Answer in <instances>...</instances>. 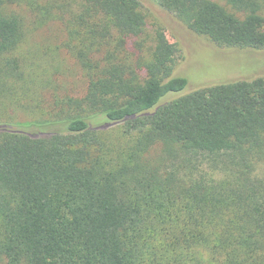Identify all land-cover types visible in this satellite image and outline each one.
<instances>
[{"label": "trees", "instance_id": "16d2710c", "mask_svg": "<svg viewBox=\"0 0 264 264\" xmlns=\"http://www.w3.org/2000/svg\"><path fill=\"white\" fill-rule=\"evenodd\" d=\"M147 1L219 47L264 49V0ZM143 3L0 0V105L19 80L43 130L0 121V264H264V76L179 94L182 49ZM50 23L53 50L33 42ZM62 51L86 90L56 77L47 98Z\"/></svg>", "mask_w": 264, "mask_h": 264}, {"label": "rangeland", "instance_id": "374dc122", "mask_svg": "<svg viewBox=\"0 0 264 264\" xmlns=\"http://www.w3.org/2000/svg\"><path fill=\"white\" fill-rule=\"evenodd\" d=\"M143 1L148 28L153 29L156 26H161L166 38L171 42L177 41L182 49L183 58L179 60L172 74V76H182L187 79L186 87L179 92V94L189 93L195 89L213 84L234 80H251L264 76V49L219 47L206 37L191 31L171 14L162 10V8L156 6L154 3L148 2L147 0ZM163 25L166 28H164ZM63 38L64 33L60 25L57 23H50L35 34L33 42L35 45H44L48 47L49 50H53ZM42 52L46 55L45 51ZM42 52L40 54H34L33 58L36 64ZM55 61V63H59L57 68H52L53 71L59 70L58 72L56 71L57 73L55 75H45L43 71H40V76L44 73V79L49 78V81H51H48L47 88L49 89L44 91L45 97L49 98L51 92L56 88L57 83L61 81L65 82V88L62 89L57 85L58 92H65L64 90L66 89L74 95L84 94L87 84L75 61L63 51L60 52L59 58ZM43 65L47 68L49 66L48 64L46 65V63H43ZM49 70H51V68ZM56 77L58 82L54 81ZM17 84L18 93L16 95L18 97H14L15 102L6 103L4 105L5 107L0 105V121L3 124L8 123L5 124V126L12 129H24L28 132L41 133L43 130L40 127L27 123L32 119L30 112L17 106L19 96L21 97L19 80H17ZM35 91L36 90H34V101L38 95L42 94V91H37L36 94ZM177 95L176 93L166 96L163 101ZM35 102H39V99ZM35 102H31V105L35 104ZM22 121L26 122V124L19 125L18 123ZM106 121V117L102 115L90 119L93 126L104 124ZM258 171L261 174L264 173V166H260Z\"/></svg>", "mask_w": 264, "mask_h": 264}]
</instances>
